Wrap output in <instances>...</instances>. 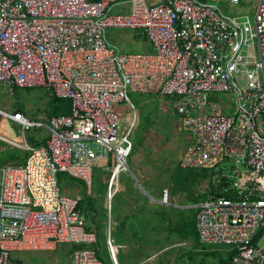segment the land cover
Masks as SVG:
<instances>
[{"label":"built area","instance_id":"1","mask_svg":"<svg viewBox=\"0 0 264 264\" xmlns=\"http://www.w3.org/2000/svg\"><path fill=\"white\" fill-rule=\"evenodd\" d=\"M217 1L0 0V87H48L69 101V113L47 120L0 108L24 143L0 139L28 153L23 163L0 166V264L60 244L71 245L72 264H105L86 223L94 211L58 181L67 174L90 193L96 166L110 171L105 242L119 264L111 205L120 173L129 171L136 125L133 118L121 131L113 104L127 102L135 114L129 88L173 98L190 132L179 166L212 173L207 196L192 205L199 242L229 246L227 264H264V0H255L253 21ZM108 28L134 29L152 50L122 53ZM220 92L234 97L232 113L213 99ZM36 128L47 130L43 143L25 138ZM169 188L159 203L170 204Z\"/></svg>","mask_w":264,"mask_h":264},{"label":"rangeland","instance_id":"2","mask_svg":"<svg viewBox=\"0 0 264 264\" xmlns=\"http://www.w3.org/2000/svg\"><path fill=\"white\" fill-rule=\"evenodd\" d=\"M254 3L255 0H241L239 5L231 6L227 0L217 1L225 13L229 15L247 14L251 21L255 15ZM112 12L120 13L117 9ZM106 36L108 41L122 53L149 52L152 49L151 43L134 29L108 28ZM128 94L135 105V114L127 102L113 104V111L118 116L121 131L129 127L133 118L139 130L135 128L130 135L134 149L127 159L129 171L120 173L118 177L119 184L124 190L115 195L112 202L113 212L120 209L121 205L118 204L120 197L134 196L132 190L137 180L146 192L142 198L146 199L150 196L155 200H160L163 186L170 187V205L179 207L173 209L171 206V210L181 212L182 215H187L193 210L196 212L192 205L196 204V201L212 185V173L209 169L179 166L183 151L190 141V132L182 117L174 110L173 98L155 93H140L130 88ZM213 99L226 107L223 113H232L234 97L231 94L220 92ZM55 105H60V102L53 101V94L48 87L14 88L13 91L0 87V108L3 110L12 112L22 108V111L32 119L47 120ZM0 135L17 143H24L19 124L1 114ZM47 135L46 129L36 128L26 131L25 138L28 142H33L32 137L40 141ZM26 157V150L11 146L0 139V166L14 164V160L23 161ZM109 175L110 171L104 166L94 167L90 193L84 182L64 173L58 175L59 186L66 195L94 204V212L87 215V227L98 231L96 247L105 264H112L105 242V227L108 221L106 181ZM147 184L151 188H148ZM177 234L178 243H172L175 248H172L173 252L170 250L171 253L164 264H225L230 257L229 246L202 244L196 240V234H194L195 239H184L179 232ZM258 243L264 246V236L258 239ZM117 244L119 246L117 257L119 263L122 264V258L127 257L124 254L121 255L122 247L119 243ZM70 251L71 245L60 244L51 251L14 252L10 264H72Z\"/></svg>","mask_w":264,"mask_h":264},{"label":"crops","instance_id":"3","mask_svg":"<svg viewBox=\"0 0 264 264\" xmlns=\"http://www.w3.org/2000/svg\"><path fill=\"white\" fill-rule=\"evenodd\" d=\"M32 141L34 144L44 142L42 139L35 140L34 137H32ZM25 159L13 162L23 163ZM136 183L132 190L134 196L123 195L120 197L119 210L114 213L111 205L112 233L116 242L122 247L121 255L124 254L127 257L122 258L121 262L122 264H130V262L131 264H164L168 255L173 252L172 248H175L172 243H178L177 227L173 226H178L179 223L188 220L189 214L182 215L181 212L171 210V203L162 205L159 203L160 200H155L150 196L146 199L142 198V195H146L145 189L139 180ZM147 187L151 188L149 184ZM123 190L119 184L117 193ZM141 191L144 192L141 193ZM172 208L179 207L174 205ZM170 250L172 251L170 252Z\"/></svg>","mask_w":264,"mask_h":264},{"label":"trees","instance_id":"4","mask_svg":"<svg viewBox=\"0 0 264 264\" xmlns=\"http://www.w3.org/2000/svg\"><path fill=\"white\" fill-rule=\"evenodd\" d=\"M53 101L54 102H60V105H55L53 107L52 112H51V116L69 113V101L68 100L58 99L53 95ZM18 111H22V108H19ZM133 149H134V146H133ZM133 149H132V152H133ZM132 152H131V154H132ZM207 194L208 193L206 192L204 195H202V197H200L198 199V201L205 198L207 196ZM198 201H196V202H198ZM85 202L90 206L91 211L95 210L94 204H92V203L89 204L88 201H85ZM91 202H92V200H91ZM162 205H165V204H162ZM188 216H189L188 220H184L183 222L179 223L178 226H176L177 227L176 233L179 232L184 237V239H190V238L195 239L196 238V240L199 241L197 231H196V225H195V211L194 212L192 211L191 214L189 213ZM194 234H196L195 238H194ZM71 249H72V247H71ZM227 261L225 262V264H227Z\"/></svg>","mask_w":264,"mask_h":264}]
</instances>
